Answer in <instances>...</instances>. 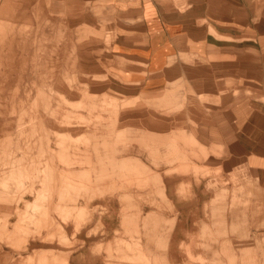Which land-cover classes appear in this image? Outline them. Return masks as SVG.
I'll return each mask as SVG.
<instances>
[{"label":"rangeland","instance_id":"rangeland-1","mask_svg":"<svg viewBox=\"0 0 264 264\" xmlns=\"http://www.w3.org/2000/svg\"><path fill=\"white\" fill-rule=\"evenodd\" d=\"M50 4L32 0L22 6L27 19L0 15V264L20 259L21 264H264V191L247 184L246 173L225 178L201 166L203 161L184 158L173 145L170 154L159 158L163 165L156 159L152 169L127 157L123 173L85 162L97 160L96 154H78L94 151L96 139L108 137L114 127L116 110L105 98L123 105L114 135L130 139L132 150L137 145L150 152L157 145L149 141L153 134L172 131L176 142L190 143L184 133L190 131L193 111L185 107L195 105L198 96L192 94V102L189 93L177 94L171 112L137 98L144 102L137 110L131 102H136L135 88L101 61L95 60V69L76 67L67 45L75 38L72 32L88 25L68 29L71 15ZM96 14L114 16V10L97 9ZM112 22L97 19L101 31L88 26L87 33L105 43ZM11 39L14 55L4 44ZM23 53L26 60H20ZM41 91L51 101L42 99ZM35 97L39 112L52 123L46 127L43 118L26 116L19 125L20 142L15 137L10 144L2 124L15 132L18 115H25L23 106H31ZM153 120L164 124L154 127ZM51 157L62 169L80 160L73 164L79 171L48 172ZM236 164L226 165L224 175ZM119 183L125 188L117 189Z\"/></svg>","mask_w":264,"mask_h":264},{"label":"crops","instance_id":"crops-1","mask_svg":"<svg viewBox=\"0 0 264 264\" xmlns=\"http://www.w3.org/2000/svg\"><path fill=\"white\" fill-rule=\"evenodd\" d=\"M45 1H50L57 12L71 15L72 26L68 29L73 31L80 29L81 23L101 31L100 27L95 26L97 19L114 20L108 27L113 31L106 35L108 38L105 36V43L93 40L94 37L87 33L91 30L84 25L81 28L83 31L78 30L77 34L71 31L75 38L67 46L74 55L77 68L95 69L94 62L99 60L129 88H135L136 102H131L137 104V110L144 104H139L137 98L171 112L177 107V94L189 93L192 102L191 95L198 96L195 105L185 107L193 111L189 115L192 121L188 123L190 131L184 133L190 143L186 139L182 141L183 144L181 140L176 142L174 131L164 136L153 134L149 141L153 143L157 140V145L150 152L141 150L137 145L132 150L130 139L115 137V125L121 115L117 112L123 105L105 98V102L112 107L110 109L116 110L114 122L111 123L114 127L108 137L96 139L94 151L85 149L84 153H78L86 158L97 155V160L87 158L86 163H94L95 167L102 164L105 169L109 165V169L117 168V173H123L128 163L125 159L135 157L154 169L156 159L158 165H163L164 162L159 158L170 154L173 145L184 158L203 161L201 166L219 172L225 178L246 173L250 178L247 184H253L254 190L264 191V0ZM31 3L32 0H0V15L27 19L30 17L28 11L21 8ZM97 9L114 10V16H97ZM83 18L85 22H81ZM15 43L14 39L4 40V44L10 45L9 53L13 55L16 54ZM24 44H27L24 50L30 54L29 44ZM105 45L110 49L109 54L105 52ZM39 46L44 48L45 45L39 43ZM101 48L102 59L99 57ZM44 53L47 54L46 48ZM20 57V60H26L24 53ZM45 58L48 61V55ZM43 93L41 91L42 98L51 101ZM147 93H152V96ZM35 100L33 103H37ZM33 103L28 107L23 106L25 115H18L15 132L11 133V127L2 124L10 139L16 135L10 144L15 137L19 142V125L25 120L22 117L27 116L32 120L40 119L41 116L46 127L52 123L51 119L43 117ZM32 111L38 116H33L35 113L32 114ZM169 112L166 114L170 115ZM163 122L153 120L150 124L160 127ZM192 142H196V145L193 146ZM101 148L104 153L100 151ZM128 151L133 152L128 154ZM240 159L243 160L241 166ZM79 161L72 159L62 169L51 157L47 167L50 162L53 170L74 173L79 169L73 164ZM229 163L237 164L225 176L224 167ZM166 167L171 170L176 166L167 165L163 168ZM161 171L159 169L157 172ZM104 172L107 173L106 170ZM124 188L119 183L117 189ZM22 261L17 260L15 264H21Z\"/></svg>","mask_w":264,"mask_h":264},{"label":"bare ground","instance_id":"bare-ground-1","mask_svg":"<svg viewBox=\"0 0 264 264\" xmlns=\"http://www.w3.org/2000/svg\"><path fill=\"white\" fill-rule=\"evenodd\" d=\"M36 97H37V96H36ZM42 97H43V95H42ZM44 98H45V96H44ZM42 99H43V98H42ZM47 100H48V99H47ZM35 101H36V100H35ZM36 102H37V101H36ZM21 103H22V102H21ZM34 104L37 105V103H33V105H34ZM31 105H32V104H31ZM36 105H35V107H36ZM20 108H21V107H20ZM31 108H32V107H31ZM33 108H34V107H33ZM33 108H32V109H33ZM21 109H22V108H21ZM26 110H27V109H26ZM29 111H30V110H29ZM35 111H36V110H35ZM15 112H16V111H15ZM33 112H34V111H32L31 113L33 114ZM34 113H35V112H34ZM18 114H19V113H18ZM21 114H22V113H21ZM34 115H37V114L35 113V114H33V116H34ZM37 116H38V115H37ZM37 116H36V117H37ZM21 117H22V116H21ZM22 118L24 119V117H22ZM40 118H41V116H40ZM33 122H34V121H33ZM34 126H35V124H34ZM34 126H33V127H34ZM35 127H36V126H35ZM32 129H33V128H32ZM39 129H40V127H39ZM33 131H34V130H33ZM11 138H12V137H11ZM42 138H43V137H42ZM14 139H15V138H14ZM18 140H19V139H18ZM16 141H17V140H16ZM19 142H20V141H19ZM11 143H12V142H11ZM16 144H17V142H16ZM18 145H20V144H18ZM11 146H12V145H11ZM18 147H19V146H18ZM43 149H44V148H43ZM50 159H51V158H50ZM75 160H76V159H75ZM47 161H48V160H47ZM75 163H76V162H75ZM46 164H47V163H46ZM47 168H48V169H47L48 172L51 173V172L53 171V166L51 165L50 162H48V167H47ZM68 171H69V170H68ZM71 171H72V170H71Z\"/></svg>","mask_w":264,"mask_h":264}]
</instances>
